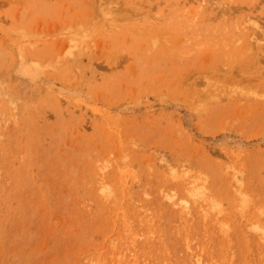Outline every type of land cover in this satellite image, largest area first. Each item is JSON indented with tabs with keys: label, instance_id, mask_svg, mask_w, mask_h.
<instances>
[{
	"label": "rangeland",
	"instance_id": "obj_1",
	"mask_svg": "<svg viewBox=\"0 0 264 264\" xmlns=\"http://www.w3.org/2000/svg\"><path fill=\"white\" fill-rule=\"evenodd\" d=\"M264 0H0V264H264Z\"/></svg>",
	"mask_w": 264,
	"mask_h": 264
},
{
	"label": "bare ground",
	"instance_id": "obj_2",
	"mask_svg": "<svg viewBox=\"0 0 264 264\" xmlns=\"http://www.w3.org/2000/svg\"><path fill=\"white\" fill-rule=\"evenodd\" d=\"M264 236V235H263Z\"/></svg>",
	"mask_w": 264,
	"mask_h": 264
}]
</instances>
